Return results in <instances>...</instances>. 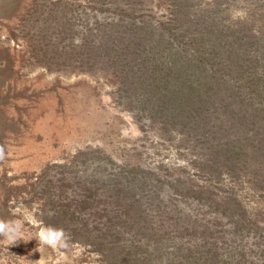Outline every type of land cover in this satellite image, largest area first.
<instances>
[{
	"label": "rangeland",
	"instance_id": "obj_1",
	"mask_svg": "<svg viewBox=\"0 0 264 264\" xmlns=\"http://www.w3.org/2000/svg\"><path fill=\"white\" fill-rule=\"evenodd\" d=\"M0 264H264V0H0Z\"/></svg>",
	"mask_w": 264,
	"mask_h": 264
},
{
	"label": "trees",
	"instance_id": "obj_2",
	"mask_svg": "<svg viewBox=\"0 0 264 264\" xmlns=\"http://www.w3.org/2000/svg\"><path fill=\"white\" fill-rule=\"evenodd\" d=\"M201 201L203 202V200H201ZM210 205H211V204H210ZM211 206H212V205H211ZM238 228H239V227H238ZM238 228H237V229H238ZM239 229H240V228H239ZM244 230H246V229H244Z\"/></svg>",
	"mask_w": 264,
	"mask_h": 264
}]
</instances>
